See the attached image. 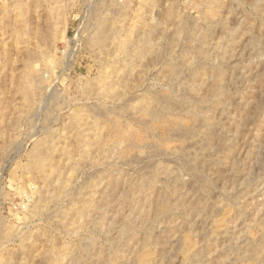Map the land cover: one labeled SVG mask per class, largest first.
Masks as SVG:
<instances>
[{"label": "rangeland", "instance_id": "374dc122", "mask_svg": "<svg viewBox=\"0 0 264 264\" xmlns=\"http://www.w3.org/2000/svg\"><path fill=\"white\" fill-rule=\"evenodd\" d=\"M150 2L0 0V264H264V0ZM100 16L114 22L102 47L90 39ZM145 17L163 21L153 38L157 58L129 51ZM183 18L187 31L175 36ZM170 62L183 68L169 79ZM216 65H224L230 95L206 109L198 99L210 92ZM196 70L203 77L194 91ZM166 87L187 100L151 120L139 107ZM202 105L219 123L200 119L186 132V106ZM49 140L65 168L64 183L49 187L60 199H49L42 215L20 218L43 187L29 166ZM151 179L158 188L147 187V198L133 191ZM128 190L135 202L122 201ZM155 192L180 204L150 223ZM187 196L207 204L202 213L181 205ZM125 216L134 230L123 229Z\"/></svg>", "mask_w": 264, "mask_h": 264}, {"label": "bare ground", "instance_id": "6f19581e", "mask_svg": "<svg viewBox=\"0 0 264 264\" xmlns=\"http://www.w3.org/2000/svg\"><path fill=\"white\" fill-rule=\"evenodd\" d=\"M183 1V4H187L186 3V0H182ZM112 2H113V0H112ZM115 2V1H114ZM206 2V1H205ZM159 3V0H151V2H150V5L153 7V6H156L157 4ZM255 3V2H254ZM196 4V3H195ZM175 8H173L172 10H169V12L166 14V15H168V16H173V15H175V10H174ZM258 12V11H257ZM147 15V14H146ZM177 15H178V13H177ZM216 14L214 13V11H212L211 13H210V15L208 16V17H206V21H208L209 23V25L211 26L212 24V22H213V19H212V17H214ZM153 16V15H152ZM159 16V15H158ZM101 17V16H100ZM180 17V16H179ZM176 18V17H175ZM181 18V17H180ZM90 20V19H89ZM176 20V19H175ZM187 21V20H186ZM186 21H185V19L183 18V19H181V22L180 21H176V22H180L179 24L180 25H178V27H176L177 29H176V31H174L173 33L175 34V36H179L181 33H182V31L185 29V26H186ZM93 22V21H92ZM162 20L161 19H157V18H155V17H145V18H143L142 19V21H141V26H140V31L138 32V35H137V37H136V40H135V42L132 44V48L134 47V49H130L129 51H130V53H133L134 52V55H136V56H138V58L140 57L141 59L143 58H148V57H159L158 55H159V53H160V48H159V46H158V44H156V43H154V40H153V38H154V34H155V31L157 30V28H159L160 27V25L162 24ZM224 22V21H223ZM221 23V22H220ZM224 26V25H223ZM92 27V26H91ZM113 27H114V22H113V19H111V18H109V17H101V18H98L97 20H96V22L93 24V28H94V33H95V35H91L90 36V39H93V41H92V43H94V45L95 46H100V47H102V46H104L105 45V42L106 41H108V40H110L111 39V37H112V32H113ZM214 28V27H213ZM87 29V28H86ZM85 29V30H86ZM91 29V28H90ZM186 31H187V29H185ZM189 31V30H188ZM93 32V31H92ZM185 32V31H184ZM199 33V32H198ZM157 34V33H156ZM187 34V33H186ZM228 34V33H227ZM171 35H173V34H171ZM170 35V36H171ZM182 35V34H181ZM184 35H185V33H184ZM165 36H167V39L168 38H170L168 35H165ZM174 36V35H173ZM172 37V36H171ZM161 38V37H160ZM175 38V37H174ZM177 38V37H176ZM195 38H198V39H200V40H203L204 39V36L202 35V34H197L196 35V37ZM187 39V38H186ZM230 39V38H229ZM174 40V39H173ZM169 41H171L172 42V40H169ZM170 42V43H171ZM210 42V41H209ZM183 44V43H182ZM197 45H198V43H197ZM162 46H163V44H162ZM170 46V45H169ZM197 47V46H196ZM195 47V48H196ZM130 48V47H129ZM194 48V47H193ZM162 49V48H161ZM171 50V49H170ZM107 51V50H106ZM132 51V52H131ZM187 51V50H186ZM190 51H192V49L190 50ZM164 52V51H163ZM165 54V53H164ZM164 54H162V55H164ZM162 55H160V57L162 56ZM194 55V54H193ZM181 56V55H180ZM209 56V55H208ZM176 60V59H175ZM203 61V60H202ZM143 62V61H142ZM152 62V61H151ZM187 62V61H186ZM204 62V61H203ZM218 63V62H217ZM187 64V63H186ZM206 64V63H205ZM129 65H130V63H129ZM128 65V66H129ZM169 65H170V68H169V70H168V78L170 79V78H174V77H176V76H178L179 75V73H180V71H181V68H183L182 67V64L179 62H170L169 63ZM188 66V65H187ZM224 66V65H223ZM223 66L222 65H216V67L213 69V80L210 82V84L209 85H211V89H210V92L208 93V94H206L205 96H203V97H201L200 99H198L199 100V102H201V104L202 103H206V104H208L207 105V107H206V109L208 108V107H214V108H216V107H218L217 106V103L218 102H221V100L225 103V100H223V99H227V98H229V95H230V92H229V90H227L226 89V87H225V85L223 84V82H222V77H223V71H224V69H223ZM128 68H131L130 66L128 67ZM195 68V67H194ZM200 68V67H199ZM198 68V69H199ZM132 69V68H131ZM185 69H186V67H185ZM191 69V68H190ZM197 69V70H198ZM196 70V72H195V77H194V82L193 83H191V86L189 87V88H191L192 90H197V89H199L200 87V82H199V80L203 77V72L201 73V72H199V71H197ZM204 72H205V70H204ZM206 73V72H205ZM181 74V73H180ZM192 74V73H191ZM206 75V74H205ZM189 78V77H188ZM209 82V81H208ZM208 82H207V84H208ZM208 85V86H209ZM172 86V85H171ZM207 86V87H208ZM125 87H127V86H124V88ZM173 87V86H172ZM171 87V88H172ZM199 87V88H198ZM163 88H165V87H163ZM191 91V90H190ZM174 92V91H173ZM146 93V92H145ZM149 93V92H148ZM151 95H152V93H151ZM154 95V98H152V96ZM151 97L150 96H146V97H144V104H142V106H140L139 107V109H141L142 111H144L145 112V114H147V115H149L151 118V120H157V121H159L158 119L159 118H161L163 115H164V113H166L168 110H170V109H172V107L173 106H178V104L180 105V104H182L183 103V101H185V99L187 100V96L186 97H184L183 96V92H182V94H176V93H172V92H169L168 91V88L166 87V89H163L162 90V88H161V91L159 90V91H157V92H155L154 94H153ZM196 98V97H195ZM156 100V101H155ZM197 100V99H196ZM190 102V101H189ZM188 102V103H189ZM223 103V104H224ZM226 104V103H225ZM198 105V104H197ZM203 105L200 107V108H193V107H189V108H187V106H186V109L187 110H189L190 112H191V117H192V121H191V123L190 124H188V125H186L184 128H185V130H186V132L187 131H189V132H195L196 131V129H197V123L199 122V120L200 119H202L205 123H207V124H209V125H214L215 124V126H217L216 125V123H219V122H215L214 121V119L205 111V107H203ZM227 106V105H226ZM127 107V106H126ZM243 107V106H242ZM178 108H180L179 106H178ZM184 108V107H183ZM225 108V107H224ZM227 108V107H226ZM221 109H222V106H221ZM173 110V109H172ZM175 110V109H174ZM109 111V110H108ZM207 111H209V110H207ZM225 111H226V109H225ZM224 111V112H225ZM173 112V111H172ZM222 114V113H221ZM224 114V113H223ZM148 116V117H149ZM91 117V116H90ZM94 119V118H93ZM93 119H91L92 120V124L93 123H95L94 121H93ZM237 119V118H236ZM254 119V118H253ZM243 120H245V118L243 119ZM83 121V120H82ZM246 121V120H245ZM203 122V123H204ZM75 123V122H74ZM223 123V122H222ZM77 124H79L78 126H80L81 124H80V120L78 119L77 120V122H76V124H75V127H76V129H77V133H78V135H79V138H80V140H82L81 138H83V134H82V131H83V129H82V127H77L76 125ZM207 124H205V125H207ZM150 125H152V124H150ZM176 125H177V123H176ZM180 125L181 124H179V127H180ZM238 125V124H237ZM241 125V124H240ZM88 126V125H87ZM182 126V125H181ZM200 127V126H199ZM89 128V127H88ZM180 128H183V127H180ZM222 128V127H221ZM180 131V130H179ZM184 131V130H183ZM207 131V130H206ZM176 132V131H175ZM204 132V131H203ZM185 133V132H184ZM209 134L211 133V132H208ZM204 136L205 137H207V138H209V135H207L205 132H204ZM176 135V134H175ZM200 135V134H199ZM212 136H214L215 134H211ZM204 138V137H203ZM210 138H213V137H210ZM223 138V137H222ZM225 138V137H224ZM122 138H119V139H117V140H120V141H122L121 140ZM214 139V138H213ZM50 142H49V144H48V147L46 146V149H39V150H37V152H36V154L34 155V157L32 158V162L30 163V169H29V171H32V172H34L35 173V175L39 178V179H41L42 180V182H43V187H42V189L41 190H37L38 191V195H37V197H36V199H34V201H31L32 203H30L29 204V206H28V214L26 215H24L23 217H20V218H27L28 217V219H29V216H34V215H39V214H41L42 215V211H43V207H44V205L46 204L47 205V201L49 200V199H60L59 197H60V194H57V193H55V192H53V193H51V191L49 190V187L52 185V184H56V186H58V185H62L64 182H63V180L61 179V175H62V173H63V171H64V167L62 166V165H60V162L56 159V157H54V155H52V152H53V150H55L54 148H56V146H55V144H54V142L52 141V140H49ZM83 141V140H82ZM119 141V142H120ZM118 142V143H119ZM225 143H227V142H225ZM205 145V144H204ZM227 145V144H226ZM229 145V144H228ZM55 146V147H54ZM39 148V147H38ZM205 148V147H204ZM109 149V148H108ZM167 149V148H166ZM113 150V149H112ZM108 151V150H107ZM181 151V150H180ZM185 151V150H184ZM108 153H110L109 151H108ZM112 154V153H111ZM182 154V153H181ZM110 155V154H109ZM111 158V157H110ZM260 160V159H259ZM204 161V160H203ZM215 161V160H214ZM193 162V161H192ZM196 162H197V160H196ZM192 164H194V163H192ZM201 164H202V162H201ZM212 164V163H211ZM219 165H220V163H219ZM200 166V164L199 163H196L195 164V167L197 168V167H199ZM263 166V165H262ZM257 167V166H256ZM164 167H162V169H163ZM264 168V167H263ZM200 169V168H199ZM165 171V170H164ZM169 171V170H168ZM198 171H200V170H198ZM174 172V171H173ZM155 174V173H154ZM177 174V173H176ZM155 175H157V174H155ZM175 175V174H174ZM215 175V174H214ZM169 176V175H168ZM223 176V175H222ZM178 177V176H177ZM170 178V177H169ZM209 178V177H208ZM63 179H64V177H63ZM192 179V178H191ZM203 179V178H202ZM210 179V178H209ZM156 180V179H155ZM155 180L154 179H151V180H148V182H146V183H144V182H141V183H134L133 185H132V189H133V191L136 189V190H138V192L141 194H143L144 195V197H146L147 198V196H145V192H146V189H147V187H150L151 189H156V188H158V186H157V183H155ZM207 179H205V181H206ZM213 180V179H212ZM33 181V180H32ZM107 181H108V179H107ZM142 181V180H141ZM183 181V180H182ZM167 182V181H166ZM169 182V181H168ZM190 182H191V180H190ZM173 183V182H172ZM203 183V182H202ZM211 183H213L211 180H209V181H207V185H205L206 187H208V186H211ZM32 184H34V183H32ZM31 184V185H32ZM107 184V183H106ZM132 184V183H131ZM248 184V183H247ZM110 185V187L112 188L113 187V185H112V183L109 181V183H108V186ZM106 186V185H105ZM167 186V185H166ZM22 187V186H21ZM26 187V186H25ZM200 187V186H199ZM205 187V188H206ZM53 188V187H52ZM62 189V188H61ZM61 189L60 190H58L59 192L61 191ZM202 189H204V188H202ZM23 190H25V189H23ZM31 190V189H30ZM32 190H34V188L32 189ZM52 190V189H51ZM54 190V189H53ZM110 190V189H109ZM135 190V191H136ZM149 190V189H148ZM163 190V189H162ZM21 191H22V189H21ZM69 191V190H68ZM103 191V190H102ZM101 191V193H103V199L102 200H104L103 202L105 203V204H107V206H109L108 204H109V192H107L106 190H104L103 192ZM145 191V192H144ZM155 191H157V190H155ZM205 191V190H204ZM209 191V189L207 190V192ZM36 192V191H35ZM174 192L176 193V194H179V196H180V194H182V195H184V193H182V190H181V186L180 185H177L176 187H175V190H174ZM21 193V192H20ZM63 193V192H62ZM66 193L67 192H65L64 194L66 195ZM131 192H129V190L127 191V192H124V194L122 195V201L123 202H126V203H132V202H135V200H134V198H133V196L130 194ZM133 193V192H132ZM163 193V192H162ZM162 193H160V192H155V194H154V196H153V198H152V203H153V207H152V220H150V223H152V221L154 220V218L155 217H157V216H161V215H165L166 216V214L169 216V214L168 213H170L171 211H174V209L177 207V208H179V204H173V203H171L168 199H167V196L166 195H163ZM196 193V192H195ZM141 194V195H142ZM168 194V193H167ZM32 195V194H31ZM36 195V194H35ZM30 195H28V197H29ZM34 196V195H33ZM67 196V195H66ZM178 196V195H177ZM62 197V196H61ZM64 197V196H63ZM141 197V196H140ZM187 198H189L188 196L184 199V200H182L181 199V205L182 206H184V207H186V208H188L189 210H193V211H196V212H201L202 213V211H203V209H204V207L205 206H207V204L206 205H204V206H202V202H200V199L199 198H195L194 199V202L193 203H188V199ZM67 199V198H66ZM66 199H62V201L63 200H66ZM144 199V198H143ZM29 200V199H28ZM50 200V201H51ZM191 200H192V198H191ZM56 201V200H55ZM146 201V200H145ZM23 202V201H22ZM27 202V201H26ZM29 202V201H28ZM27 202V203H28ZM52 202V201H51ZM150 202V201H149ZM192 202V201H191ZM26 203V204H27ZM59 203V202H58ZM60 203H63V202H60ZM137 203V202H136ZM178 203V202H177ZM45 205V206H46ZM55 205V204H54ZM61 205V204H60ZM56 206V205H55ZM101 206V205H100ZM103 206H105V205H103ZM106 206V207H107ZM47 207V206H46ZM102 207V206H101ZM131 207V206H130ZM136 207V206H135ZM26 208V207H25ZM52 208V207H51ZM55 208V207H54ZM62 208V207H61ZM45 209V208H44ZM107 209V208H106ZM132 209V208H131ZM136 209V208H135ZM26 210H27V208H26ZM46 210H47V208H46ZM54 210H56V209H54ZM178 210V209H177ZM132 211V210H131ZM133 211H135L134 209H133ZM176 211V210H175ZM179 213V212H178ZM103 214V213H102ZM18 215V214H17ZM54 215V214H53ZM131 215V214H130ZM129 215V216H130ZM192 215V214H191ZM204 215V214H203ZM20 216V215H19ZM18 216V217H19ZM105 216V215H104ZM129 216H125V217H127L128 218V222L125 224L124 223V227H123V229L124 230H126V231H130V230H134V226L132 225V223H131V219L129 218ZM36 217V216H35ZM124 217V216H123ZM122 217V218H123ZM185 217V216H184ZM20 218H18V219H20ZM31 218V217H30ZM42 218V217H41ZM50 218V217H49ZM103 218H105V217H103ZM137 218V217H136ZM140 218V217H139ZM124 219H126V218H124ZM123 219V220H124ZM156 219V218H155ZM149 220V219H148ZM30 221V220H29ZM126 221V220H125ZM133 221V220H132ZM155 221V220H154ZM101 223V222H100ZM100 223H98L99 225H100ZM103 224H105V223H103ZM134 225H135V222H134ZM97 229V228H96ZM102 230V229H101ZM106 231H107V229H106ZM106 231H105V233H106ZM124 233V232H123ZM138 233V232H137ZM120 234V233H119ZM124 235V234H123ZM91 236V235H90ZM96 238V237H95ZM110 238V237H109ZM87 239V238H86ZM97 239V238H96ZM91 240H92V238H91ZM93 240H95V239H93ZM93 240H92V242H93ZM98 240V239H97ZM81 241V240H80ZM83 241V240H82ZM100 241V240H99ZM91 242V241H90ZM97 242V241H96ZM96 242L94 241L93 242V244H96ZM113 242V241H112ZM97 244H99V242L97 243ZM108 245H112V244H108ZM251 245V244H250ZM84 246V245H83ZM82 246V247H83ZM92 246L93 245H91V248H92ZM105 246V245H104ZM89 247H90V245H89ZM88 247V248H89ZM85 248V247H84ZM83 248V249H84ZM95 248V247H94ZM105 248V247H104ZM93 249V248H92ZM91 249V250H92ZM86 250H88V249H86ZM99 250V249H98ZM108 250V249H107ZM248 250H250V249H248ZM198 251V250H197ZM252 251H253V253L254 254H258V253H260V248L257 246V244H255V245H253V248H252ZM88 253V251H85V253ZM89 252H91V251H89ZM111 252V251H110ZM86 253V254H87ZM201 254V252L199 251V252H196V254ZM105 254V253H104ZM195 254V255H196ZM100 255V254H99ZM106 255H107V257L109 256L110 257V254H105V257H106ZM114 255V254H113ZM75 256V255H74ZM85 256V255H84ZM105 257H101L102 258V261L103 260H108V259H106ZM100 258V259H101ZM191 258V257H190ZM202 258V257H201ZM74 259H75V257H74ZM77 259H79V258H77ZM189 260H191V259H189ZM72 262H76V260L75 261H73V259H72ZM100 262H101V260H100ZM75 264V263H74ZM106 264V263H105Z\"/></svg>", "mask_w": 264, "mask_h": 264}]
</instances>
